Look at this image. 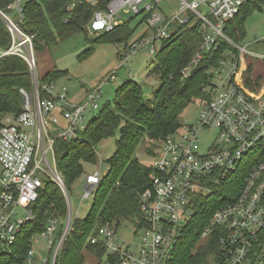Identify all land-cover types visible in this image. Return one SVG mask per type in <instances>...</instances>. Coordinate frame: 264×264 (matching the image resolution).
<instances>
[{
    "label": "built area",
    "instance_id": "1",
    "mask_svg": "<svg viewBox=\"0 0 264 264\" xmlns=\"http://www.w3.org/2000/svg\"><path fill=\"white\" fill-rule=\"evenodd\" d=\"M256 1L109 0L103 10L93 14L86 31L94 35L119 26L116 21L121 14L143 17L141 24L146 30L138 41L126 47L129 53L122 55L123 62L142 48L156 57L164 41L178 29L199 24L202 42L182 70V80L206 54L219 51L221 42L227 46L217 65L206 72L208 84L203 90L208 99L197 101L201 109L196 121L181 123L175 133L159 142L151 156L150 186L140 194L138 202L141 219H136L135 228L143 232L139 243L130 249L118 237V227L103 224L88 239L95 249L103 250L97 264H170L201 201L215 197L222 203L202 231L201 240L215 236L217 264H264V97L258 100L257 80L249 87L253 91L235 82L240 62L258 57L247 45L225 34L228 24ZM98 3L99 0H68L65 9L72 12L79 5L94 7ZM7 10L0 11V18L10 43L6 49L0 48V62L9 56L24 61L30 89L19 90L20 112L0 123V257L10 251L26 223L36 219L35 204L45 185L52 182L65 198L64 227L60 232V221L49 217L44 231L32 238L25 264H57L72 218L70 197L56 167L55 146L57 141L79 139L86 127L84 116L98 109L102 85L114 81L116 74H110L81 102L73 104L65 89L55 92L54 82H42L36 73L34 36L22 28L24 0H13ZM257 43L264 46V39ZM249 80L250 74L246 73L244 83L249 84ZM211 129L216 136L201 153L199 134ZM48 155L53 158V167ZM101 177L99 172L85 177L83 200L92 198ZM41 241L45 242L44 258L39 254L36 257L32 248Z\"/></svg>",
    "mask_w": 264,
    "mask_h": 264
},
{
    "label": "trees",
    "instance_id": "2",
    "mask_svg": "<svg viewBox=\"0 0 264 264\" xmlns=\"http://www.w3.org/2000/svg\"><path fill=\"white\" fill-rule=\"evenodd\" d=\"M109 0H99L97 6L79 5L72 12L64 9L68 0H24V21L22 28L33 35L35 52L45 50L56 39L66 40L77 33H86V27L98 10H103ZM13 0H0V11L8 12ZM259 3V4H258ZM264 3L257 0L256 5ZM257 8L259 6H256ZM242 12L227 26L225 34L234 42L244 37ZM65 20H68L65 23ZM126 23L116 26L112 31L99 34L98 40L105 44H126L132 31ZM202 36L199 24L178 29L164 41L151 73L159 79L158 89L151 100L145 99L142 87L133 80H126L116 91L113 104H106L100 113L79 133V139L71 142L57 141L55 159L57 171L62 176L65 189L70 196L72 185L83 175L84 164L96 163V146L103 140L114 136L116 150L107 160L108 171L102 175L92 196V204L84 220H72L71 230L66 238L57 264H63L68 251L67 244L77 240L70 264H82L81 251L86 248L97 259L103 250L91 246L89 237L103 224L120 226L121 222L141 219L139 196L149 188L150 167L138 161L134 152L139 144L149 143L156 150L158 143L175 133L181 125L179 120L183 111L192 103L204 102L208 96L204 87L208 84L207 70L217 65L227 48L221 42V49L208 53L182 80V70L197 53ZM10 35L0 18V48H8ZM126 47V46H125ZM65 76L56 69L49 72L42 82H55ZM20 89H30V76L27 64L21 59L9 56L0 62V116L17 115L21 109ZM152 151V152H153ZM236 190V189H235ZM217 196V195H216ZM217 201L219 203H217ZM222 200L210 198L201 201L194 218L185 228L170 264H217L215 253L216 238L210 236L201 241V233ZM217 203V205H213ZM36 219L27 222L10 251L0 257V264H25L34 236L44 231L49 217L60 221L59 231L64 227L67 207L65 198L52 182L45 185L35 204Z\"/></svg>",
    "mask_w": 264,
    "mask_h": 264
},
{
    "label": "rangeland",
    "instance_id": "3",
    "mask_svg": "<svg viewBox=\"0 0 264 264\" xmlns=\"http://www.w3.org/2000/svg\"><path fill=\"white\" fill-rule=\"evenodd\" d=\"M259 4V3H258ZM256 6H259L258 8ZM250 4L242 11L244 37L238 40L239 44L247 45L248 50L255 58L243 59L240 62L239 71L235 82L237 85L246 87L248 91L252 81L257 80L258 100L264 97V46L258 44V41L264 39V3L260 5ZM129 28L132 31L126 44H105L97 41L98 35L92 33L80 32L66 39H56L45 50L35 52L36 73L40 79L53 70L65 73V76L54 82V91L60 92L63 89L68 93L69 99L73 104L81 102L86 93L99 87L113 72L116 79L104 83L101 88V96L98 100V109L86 113L83 118V124L87 126L94 118L98 116L101 109L106 104H113L116 91L126 80H133L143 89L145 99L151 100L160 84L156 75L151 73L155 66L156 58L149 56V51L142 48L131 53L126 62H123L122 55L128 54V47L133 42L138 41L146 30V26L141 24L143 17H134L132 14H121L117 18L116 24H124L128 20ZM14 20V18H13ZM86 30V29H85ZM126 46V47H125ZM159 46V43L157 44ZM250 74L249 84H245V75ZM201 106L196 101L190 104L181 114L179 120L181 123L187 122L193 124L200 112ZM6 117V116H5ZM5 117L0 116V123L4 124ZM119 136V130H116L113 137L101 141L95 148L96 163L84 164L83 175L74 182L70 193V206L72 220H84L92 204V199L83 200V184L87 175L99 172L104 175L108 171L107 160L112 157L116 150L115 140ZM214 130L200 132L198 145L201 153H205L208 146L215 138ZM55 137V135H52ZM159 144V143H158ZM150 149L149 143L139 144L134 152L138 161L149 166L153 159L151 156L155 150ZM48 160L53 167L54 161L51 155ZM136 220L124 221L120 223L117 229V235L125 246L134 250L143 236L142 231L135 228ZM201 240L199 244H203ZM68 251L65 254L63 264H70L72 261L73 250L77 247V240L72 239L67 244ZM36 252V257H45V242L32 245ZM83 257L82 264H97V258L86 248L81 251Z\"/></svg>",
    "mask_w": 264,
    "mask_h": 264
},
{
    "label": "water",
    "instance_id": "4",
    "mask_svg": "<svg viewBox=\"0 0 264 264\" xmlns=\"http://www.w3.org/2000/svg\"><path fill=\"white\" fill-rule=\"evenodd\" d=\"M64 11L66 12V9H64Z\"/></svg>",
    "mask_w": 264,
    "mask_h": 264
}]
</instances>
